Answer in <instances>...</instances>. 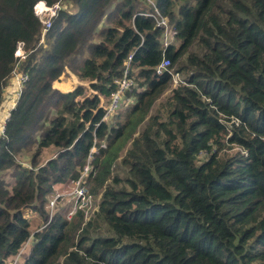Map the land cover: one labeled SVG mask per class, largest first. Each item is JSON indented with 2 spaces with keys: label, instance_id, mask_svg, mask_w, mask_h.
<instances>
[{
  "label": "trees",
  "instance_id": "16d2710c",
  "mask_svg": "<svg viewBox=\"0 0 264 264\" xmlns=\"http://www.w3.org/2000/svg\"><path fill=\"white\" fill-rule=\"evenodd\" d=\"M59 1L0 0V106L16 68L29 78L0 136V264L28 243L21 264H264V0H153L177 31L164 52L138 0H64L41 42L33 7ZM163 57L183 85L155 74ZM127 63L134 103L109 128ZM64 76L72 91L54 88ZM94 142L98 211L69 220Z\"/></svg>",
  "mask_w": 264,
  "mask_h": 264
},
{
  "label": "built area",
  "instance_id": "2783aa9c",
  "mask_svg": "<svg viewBox=\"0 0 264 264\" xmlns=\"http://www.w3.org/2000/svg\"><path fill=\"white\" fill-rule=\"evenodd\" d=\"M138 1L141 2L143 5H148L152 8V12H144V13H140L139 15L151 18L154 21L155 28L159 29L162 32L161 45L163 52L169 46L176 47L178 43V41L175 39L177 36V31L170 28L167 18L162 16V14L157 9L153 0H138ZM66 9H67V5H65V3L61 1H59L58 3L52 6L46 5L44 2H38L34 5L33 7L34 15L42 25V29H41L42 40L45 34L51 29L53 25V21L57 18L58 12ZM17 54L20 58H24L23 53L18 52ZM129 60H131L130 57ZM170 66L171 65L169 59L163 57L159 65L154 69L155 74L161 76L165 72L168 73L171 76V84L173 88H176L179 85H183L184 81L182 80L180 75L175 73L173 70H170ZM27 80H28L27 76H22V77H18L16 75L14 76L12 83L17 85L18 95L20 93L21 87ZM115 84H116V90L110 95L109 103L107 105L105 114L101 121L104 122L109 128L112 127L113 125L112 118H114L117 112L120 111L121 109H124L130 103H134V100L132 98L126 97L127 92H131L133 89L136 88V85L133 82V80L128 77V63L123 77L115 81ZM8 117H6V120L8 119ZM3 131H4V126L0 135L3 134ZM105 142L106 141L103 140L100 144V147L103 149L106 147ZM97 151L98 149L94 142V145L89 151L87 157V163L80 172V176L78 177V179L73 182V188L71 192L68 194L74 200L73 207L71 211L67 214V219L69 220L79 211L84 214L85 220L90 219L91 216L98 211L97 204H95L94 200L88 194L87 188L85 186L86 177L92 168L91 162ZM53 205L54 202H51L50 204L51 209L53 208ZM22 261L23 259H21V252H19V254H17L13 259H11L8 264H21Z\"/></svg>",
  "mask_w": 264,
  "mask_h": 264
},
{
  "label": "rangeland",
  "instance_id": "374dc122",
  "mask_svg": "<svg viewBox=\"0 0 264 264\" xmlns=\"http://www.w3.org/2000/svg\"><path fill=\"white\" fill-rule=\"evenodd\" d=\"M61 2H64L65 3V1L64 0H60ZM65 4H67L68 5V3L66 2ZM177 45H178V43H177ZM21 49H22V47H21ZM194 50V49H193ZM18 53V52H17ZM20 59V58H19ZM24 59H20V61H23ZM183 63H185V56L180 60V65L181 64H183ZM179 67V65H175V67L173 68V70H176V68H178ZM16 71L18 72V69L16 68ZM19 73V72H18ZM180 77L182 78V80L184 79L185 80V75L184 74H181L180 75ZM69 79H74L75 80V82H76V79L75 78H70V76L68 77L67 76V78H65V76L63 77V79H61L62 81V83L61 82H57V83H61V85H62V87L63 88H66V89H68V88H74L76 85H75V82L73 81V80H69ZM56 84V83H55ZM55 84H54V86H55ZM85 86H87L86 84H85ZM8 87H11L10 89H11V91L10 92H8V93H6L5 94V96H4V98L2 99V108L0 109V114L2 115L1 117H0V133L2 132V130H3V126H4V123H5V119L6 118H4L5 116L6 117H8L9 116V109H13L14 107H15V103H16V101H17V97H16V95L18 94V90H17V85L16 84H10L9 83V86ZM15 89V90H14ZM65 89V90H66ZM170 91H171V87L169 88V90H167L164 94H162L160 97H158V99L156 100V102L154 103V105H153V107H152V111L153 112H155L156 110H158L159 108L161 109V106L163 105V103L165 102V99H166V97L169 95V93H170ZM90 93V91H88V94ZM5 98H6V100H5ZM5 100V101H4ZM5 114V115H4ZM3 115H4V117H3ZM121 118V117H120ZM120 118H118V120L120 119ZM117 120V121H118ZM114 126V125H113ZM142 125L139 127V131L142 129ZM1 136V135H0ZM125 137L123 138V139H121L119 142H118V144L119 143H122L125 139H126V137H127V134L125 133V135H124ZM130 148V141L129 140H127L126 142H125V144L123 145V148H122V150H121V152H120V154H119V158L118 159H116V161H115V163H114V169H115V173L116 174H118V175H120V176H124L125 174H124V172H123V167L120 165V158H121V156L124 154V152L126 151V150H128ZM55 150L54 149H49V150H47V151H45L44 153H43V155H42V157H41V162H43V161H45V160H47L48 158H50V157H52L54 154H55ZM222 153L223 154H233L234 153V150L232 149V148H225L223 151H222ZM54 157V156H53ZM29 160H30V156L29 155H24V156H21L20 158H18V161L19 162H21L24 166H26V165H29ZM95 202V204H98V201H97V199H96V201H94ZM102 230H103V232H105L106 230H105V228H102ZM28 248H29V246L27 245L25 248H23L20 252H21V259H24V256L25 255H27V253H28Z\"/></svg>",
  "mask_w": 264,
  "mask_h": 264
},
{
  "label": "clouds",
  "instance_id": "9594fccd",
  "mask_svg": "<svg viewBox=\"0 0 264 264\" xmlns=\"http://www.w3.org/2000/svg\"><path fill=\"white\" fill-rule=\"evenodd\" d=\"M41 42H43L42 39H41ZM21 47H22V46H21L20 44H18V45H17V49H16V51H15V53H14L15 57H17V58H20V57L18 56L17 52H21V53H23L24 58H25V56H26V55L24 54L23 50L21 49ZM24 58H20V59L22 60V59H24ZM20 59H19V60H20ZM15 75L18 76V77L27 76V75H21V74H19V73L15 70V71L13 72V75H12L11 79L9 80V83H10V84L12 83V80L14 79V76H15ZM27 77H28V76H27ZM28 79H29V78H28ZM27 81H28V80H27ZM27 81H26V82H27ZM26 82H25V83H26ZM25 83H24V84H25ZM12 84H14V83H12ZM24 84H23V86H24ZM8 86H9V85H8ZM23 86L21 87L20 93H21V91H22ZM20 93H19V95H18V94L16 95V97H17V101H18V98H19V96H20ZM17 101H16V102H17ZM15 104H16V103H15ZM8 118H9V117H8ZM7 120H8V119H7ZM7 120H6V121H7ZM6 121H5V122H6Z\"/></svg>",
  "mask_w": 264,
  "mask_h": 264
},
{
  "label": "crops",
  "instance_id": "0c3cea01",
  "mask_svg": "<svg viewBox=\"0 0 264 264\" xmlns=\"http://www.w3.org/2000/svg\"><path fill=\"white\" fill-rule=\"evenodd\" d=\"M70 78H74L73 76L72 77H70ZM69 80H73L74 82H75V80L74 79H69ZM62 80H60L59 82H61ZM62 83V82H61ZM61 83H56L55 84V86H54V88H57V89H59L60 91H62V92H69V91H72V89L73 88H68V89H66V88H63L62 87V85H61ZM77 84V82H75V85ZM11 87H6L4 90H3V98H4V96H5V94L6 93H8V92H10L11 91V89H10ZM66 89V90H65ZM15 90V89H14ZM5 100H6V98H5ZM4 100V101H5ZM2 108V106H0V109ZM10 110H12V109H9V111ZM5 115V114H4ZM4 115H3V117H4ZM2 115L0 114V117H1ZM4 118H6V116L4 117ZM6 120V119H5ZM5 124V123H4Z\"/></svg>",
  "mask_w": 264,
  "mask_h": 264
}]
</instances>
